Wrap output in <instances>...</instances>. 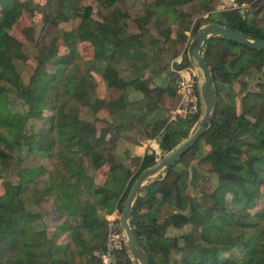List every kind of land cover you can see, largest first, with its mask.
I'll return each mask as SVG.
<instances>
[{"label":"trees","instance_id":"trees-1","mask_svg":"<svg viewBox=\"0 0 264 264\" xmlns=\"http://www.w3.org/2000/svg\"><path fill=\"white\" fill-rule=\"evenodd\" d=\"M79 1L47 0L41 6L48 16L61 13L80 19L73 29L56 28L50 42L38 51L37 62H53L54 72L33 71L26 82L17 69V62L25 59L23 43L1 25L24 2L0 0V179L9 171L11 162L18 165L17 181L5 183L0 194V264H100L98 254L106 240V215L115 209L121 212L136 176L153 165L156 156L146 150L142 156H130L129 164L117 160L115 146L104 141L110 129L90 128L93 122L79 114L76 104L89 106L95 112L114 106L120 115L113 129L114 138L122 131H130L135 121L143 123L144 113L136 110L140 101L127 98L129 87L143 93L146 100L140 103L145 113L173 108L176 95L172 82L176 73L170 71L171 80L154 88L140 74L145 67L142 64L152 61V56L149 58L141 49L144 25L153 16L165 23L160 31L163 40L153 39L159 44L154 46L155 51H161L164 41L177 44L185 38L184 31L190 30L193 37L200 31L199 26L191 30L190 15L181 6L189 5L198 13L205 8L202 0H149L145 13L132 20L137 31L127 32L128 14L118 7L109 9L117 0H97L101 17L98 21L91 17L92 6L78 4ZM255 1L235 0L234 7L216 11L204 24L217 23L264 40V27L244 15L259 9ZM101 7L108 10L106 14ZM172 21L180 24L175 37L171 35ZM77 38L91 42L93 59L106 61L100 81L104 89L119 91L116 98L99 97L92 74L77 77L64 73L66 65L77 56ZM58 39L68 48L61 54ZM201 54L212 74L215 116L192 147L165 168L163 178L151 179L141 188L130 226L150 264H264V205L255 207L264 202V49L210 36L202 44ZM120 57L130 61L128 66L135 76L121 75L117 67ZM189 64L190 58L183 54L174 68ZM251 68L261 73L258 89L244 93L242 111L237 112L232 82L242 81L240 91H244L243 76H252ZM16 99L21 100L23 112L10 109ZM44 110L52 112L50 118H44ZM29 118L43 120L47 127L27 132ZM198 118L199 114L180 120L185 122L184 128L178 129L176 122L160 131L165 119L153 117L137 129L144 131L146 138L155 137L167 153L187 137ZM130 140L136 144L139 141ZM202 141L209 149L199 156L198 164L216 175L218 184L211 192L191 195L185 191L186 171L178 165ZM22 149L48 157L50 167L19 168L22 158L18 152ZM105 163L109 174L97 182L96 171ZM130 165L136 166L135 172ZM122 187V194H118ZM41 202L51 207L33 208ZM45 219L54 221L49 225ZM186 224L192 225L190 232L179 237L167 234L169 226L181 228ZM195 231L198 236L194 238ZM113 264L134 263L124 249L116 253Z\"/></svg>","mask_w":264,"mask_h":264},{"label":"rangeland","instance_id":"rangeland-1","mask_svg":"<svg viewBox=\"0 0 264 264\" xmlns=\"http://www.w3.org/2000/svg\"><path fill=\"white\" fill-rule=\"evenodd\" d=\"M19 1L24 2V4L20 6L8 19L4 20L1 25L10 34L19 38L23 43L22 49L25 55V59L17 62V69L23 80L27 82L29 75L33 71L47 73L54 72L55 67L53 65V62L48 61L44 64H39L37 62L36 56L38 54V51L42 45H47L50 42V39L54 35V31L56 30V28L65 30L73 29L79 23L80 17H68L65 14L61 13H53L51 16H48L41 8V6H43L47 0ZM148 1L149 0H117V2L113 6L109 7V9L118 7L125 11L128 14V19L126 21L129 22L128 25L125 26L126 31L135 32L137 31V28L132 20L145 13L146 3ZM234 1L235 0H233V2ZM202 2L205 8L199 13L189 5L181 6V10L188 12L190 15V17L188 16V20L190 21L189 25L191 30L195 29L198 26L200 30L205 24H207H204V20L208 19V17H206L207 15H203L204 13H206L205 10L216 9L221 3L225 5L230 4L229 0L224 3L219 0H202ZM255 2V6H258L259 9H257L256 11L250 10L244 15L246 16V18H252L260 26L264 27V0H256ZM36 4L39 5V8ZM78 4L92 6L91 17L97 21L101 19L99 15L100 11H97V6H99V2L97 0H80ZM100 10L103 14H106V12L108 11L106 8L102 7L100 8ZM161 20L162 19L158 16H153L150 18L149 22L144 25L143 33L145 34V36L143 38V45L141 49L146 51L145 54H148L147 56L149 58L150 56H152V61L147 62L146 64H142L143 66L145 65V67L140 69L141 73L139 71V73L143 75L145 79H148L149 81L152 80V84L156 86H164V84L167 83V80H171L172 77L170 75V71L175 72V64H178L183 54L188 55L189 44L193 39L191 31L187 30L183 32L185 38L183 40L178 39L179 42L177 44L164 41L163 49L161 51H155L157 47L154 46L159 44L156 42L154 43L153 39L158 38L163 40L164 38L160 35V31L166 25L165 23L161 22ZM178 26L180 27V24H178V22H171V35L173 37L178 35V32L176 31V28ZM26 28H30V32H25ZM60 42L61 39H58L57 46L59 48V53L61 54L66 52L68 48L62 45ZM156 52L158 53L157 55ZM76 53L77 56L73 57L72 60L66 65L64 73L77 77L84 74H92V79L94 80L97 89V95L106 100H112L116 98L119 94L118 90L104 89L101 84L100 76L103 67L106 64V61L93 59V46L91 42L77 38ZM129 62L130 61L125 59L124 57H120L117 62V67L121 75L128 78L136 75L135 72L128 66ZM190 63L195 62L190 58ZM250 71H252V76H243L244 80L246 81V89L244 91H240V85L242 84V81L240 82V80H233L232 82V93L235 97V108L237 112L242 111L241 98L244 93L247 92V90L256 91L258 89L257 83L260 80L259 78H261V73L255 68H251ZM129 97L132 98V96ZM224 98L226 97L224 96ZM76 105L79 114L90 119L93 122L90 128H93L96 131H98L101 127H108L110 129V131L106 134L104 141L107 145L115 146L114 153L117 156V160H123V163L129 164L130 156H140L135 153L132 155V152H130L128 149H124V147H122L120 144L126 142L124 141V139H126V136H129L128 138L130 139H140L142 135H146L145 132L141 131L143 134H135V131H130L129 134H127L122 131L118 133L117 138H114L113 129L114 126L119 122L120 117L114 106L103 108L101 107L95 112L89 106L79 103H77ZM9 107L13 111L23 112L24 110L20 99L13 100ZM140 108L143 109L142 106H140ZM130 110L132 111L133 108L130 107ZM51 115L52 112L44 110L43 116L45 119L50 118ZM187 118L191 119L193 118V116H189ZM187 118L180 120H186ZM180 120H177L176 122L179 123ZM46 125L47 123L43 120L29 118L26 123L25 130L27 132H37L41 128L45 129L47 127ZM185 126V122H181L179 123L177 128H184ZM194 126L195 124L193 125L191 130L194 128ZM138 143L140 144L139 141ZM143 143L144 144L141 145L142 147H144L145 151L147 150L148 152H154L156 156L155 159H159L165 154V152L158 145L155 137L148 138L147 140H144ZM208 149L209 145L205 141L200 142L198 148L192 149L186 156L184 163L178 165V167L183 168L186 171L185 191L188 194L200 195L202 192H211L218 184L216 175L203 170L198 164L199 156L206 153ZM18 154L22 158L21 164H19V168H35L38 165H45L46 167H50L51 165L48 157L43 156L40 153L27 152L25 149H22L19 150ZM130 168L133 172L136 171L135 165H130ZM17 169L18 165L16 164V161L11 162L9 171L6 173L3 179H0V194L3 192L5 183L17 181L18 177L15 173ZM108 174V163H105L100 169L96 171L95 180L97 182H101L106 179V175ZM165 175L166 171L164 169L157 173L154 177H152V179H161ZM123 189L124 187L118 189V194H122ZM261 190L264 191V187H262ZM41 203L36 206L34 205L33 208L48 209V207H51L49 204H47V202ZM263 205L264 202H258L256 203L255 207L258 208ZM108 215H106V219L108 218ZM45 221L46 223L51 225V222H53L54 219H45ZM191 230L192 225L190 224H186L181 228L169 226L167 228V234L177 235L179 237L181 234L188 233ZM197 236L198 232L195 231L193 237L195 238ZM178 241L179 243H182V238H178Z\"/></svg>","mask_w":264,"mask_h":264},{"label":"water","instance_id":"water-1","mask_svg":"<svg viewBox=\"0 0 264 264\" xmlns=\"http://www.w3.org/2000/svg\"><path fill=\"white\" fill-rule=\"evenodd\" d=\"M210 36L226 37L251 49H264V40L217 23L205 24L191 40V46L188 49V57L193 59L196 66L201 112L194 128L189 132L187 137L169 152L157 159L153 165L142 169L136 176L127 193L119 215V222L125 233L127 250L134 264H150L146 253L141 248L130 226V216L137 195L141 188L151 180L152 177L173 164L192 147L194 141L201 135L204 128H206L208 123L215 116L216 96L212 85V74L201 54L202 44Z\"/></svg>","mask_w":264,"mask_h":264},{"label":"built area","instance_id":"built-area-1","mask_svg":"<svg viewBox=\"0 0 264 264\" xmlns=\"http://www.w3.org/2000/svg\"><path fill=\"white\" fill-rule=\"evenodd\" d=\"M175 73L178 102L169 113L168 124H175L177 120L189 116L200 115L201 112L195 63L175 69ZM107 217L106 240L103 250L98 254L100 264H113L116 253L127 249L126 236L119 222L118 210L115 209Z\"/></svg>","mask_w":264,"mask_h":264},{"label":"crops","instance_id":"crops-1","mask_svg":"<svg viewBox=\"0 0 264 264\" xmlns=\"http://www.w3.org/2000/svg\"><path fill=\"white\" fill-rule=\"evenodd\" d=\"M219 1H221V2H226L227 0H219ZM230 1V4L229 5H225V4H222L221 2V4L219 5V7H217L216 9H211V10H205V12L206 13H202L203 15H207L206 17H209V16H212V15H214V13L216 12V11H221V10H223V9H225V8H228V7H233L234 6V2H233V0H229ZM208 12V13H207ZM175 80H176V78H175ZM175 80H173V87H174V90H175V95H176V98H175V104H177V102H178V95H177V93H176V89H175ZM152 81V80H151ZM151 81H148V85H149V87L150 88H154L156 85H154V84H152V82ZM168 81V80H167ZM167 83H165L164 84V86L166 85ZM127 96H128V100H130V101H140V102H144L146 99L144 98V95H143V93L142 92H140L139 90H136L135 88H133V87H129L128 89H127ZM129 96H132V98L131 97H129ZM140 102H138L139 104L138 105H136V110L137 111H141V112H143L144 114H143V123H136V121H135V126L134 127H132L131 129H130V131H135V134L136 133H139V134H141L142 132L141 131H139L137 128L138 127H140V128H142L144 125H145V123H148V122H150L151 120H153V117H157L158 119H161V118H164L165 119V122H164V125L162 126V128L160 129V131H162L163 129H165L169 124H168V117H169V113H170V111L176 106H174L173 108H171V109H169L168 110V108L167 109H165V110H161L160 112H150V113H145V108H144V106H143V104L142 103H140ZM140 106H142V108L143 109H141L140 108ZM157 113V116H154V114H156ZM130 131H126V132H124V133H127V134H129V132ZM143 134V133H142ZM139 139V138H138ZM148 138H146V136L145 135H142V137L139 139V142H140V144L138 143V144H136V143H134L133 141H131L130 139H124V141H126L125 143H121L120 145L122 146V147H124V149H128L130 152H132L131 154L133 155L134 153L135 154H137V155H140V156H142L143 154H144V152H145V149H144V147H142V145L144 144L143 143V141L144 140H147ZM120 141V140H119ZM142 144V145H141Z\"/></svg>","mask_w":264,"mask_h":264}]
</instances>
